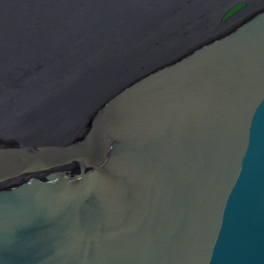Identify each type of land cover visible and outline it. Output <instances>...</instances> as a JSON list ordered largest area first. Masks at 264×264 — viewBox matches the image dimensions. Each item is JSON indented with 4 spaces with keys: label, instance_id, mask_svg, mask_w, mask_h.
Instances as JSON below:
<instances>
[{
    "label": "water",
    "instance_id": "95a60500",
    "mask_svg": "<svg viewBox=\"0 0 264 264\" xmlns=\"http://www.w3.org/2000/svg\"><path fill=\"white\" fill-rule=\"evenodd\" d=\"M0 264H264V0H0Z\"/></svg>",
    "mask_w": 264,
    "mask_h": 264
}]
</instances>
